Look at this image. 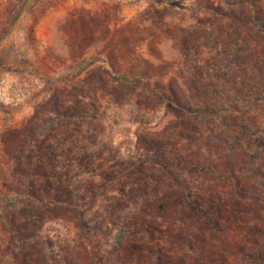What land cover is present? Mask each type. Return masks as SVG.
Masks as SVG:
<instances>
[{
	"label": "rangeland",
	"instance_id": "374dc122",
	"mask_svg": "<svg viewBox=\"0 0 264 264\" xmlns=\"http://www.w3.org/2000/svg\"><path fill=\"white\" fill-rule=\"evenodd\" d=\"M0 264H264V0H0Z\"/></svg>",
	"mask_w": 264,
	"mask_h": 264
}]
</instances>
